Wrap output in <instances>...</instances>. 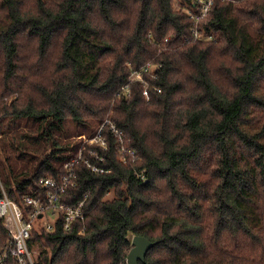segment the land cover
I'll use <instances>...</instances> for the list:
<instances>
[{"label":"trees","instance_id":"1","mask_svg":"<svg viewBox=\"0 0 264 264\" xmlns=\"http://www.w3.org/2000/svg\"><path fill=\"white\" fill-rule=\"evenodd\" d=\"M193 4L0 0V196L44 194L105 119L137 154L104 125L107 171L79 161L62 197L84 222L33 227L35 264H126L133 235L139 264H264V0H214L198 38Z\"/></svg>","mask_w":264,"mask_h":264},{"label":"built area","instance_id":"2","mask_svg":"<svg viewBox=\"0 0 264 264\" xmlns=\"http://www.w3.org/2000/svg\"><path fill=\"white\" fill-rule=\"evenodd\" d=\"M213 4L214 0H194L193 10H188L193 23L192 33L194 38L200 36L199 23L208 15ZM151 68L152 65L146 63L140 68L132 70L128 77L129 81L138 80L145 83L143 73L151 71ZM123 88L127 89V86L125 85ZM143 93L148 98L146 88H144ZM106 124L117 138L119 158L124 163L136 160V152L128 148L123 141L122 130L118 129L109 119H105L96 133L86 139L87 143L80 145L77 155L65 162L64 174L60 177L46 176L40 179L41 185L45 188L44 194H25L20 204L12 199L4 188H1L0 220L5 236L0 233V264H7L10 260L15 264H35V252L28 245V238L33 227L43 225L46 230H52L58 219H61L65 229H68L75 221L84 222L83 207L85 198L73 204H67L62 201V197L68 187L74 185V167L79 161L82 160L93 171H107L92 162L90 158L84 157L85 151L89 156H93L99 161L104 160V156L98 153L94 144H97L99 149L106 148L105 140L101 134ZM82 231L81 228L79 232Z\"/></svg>","mask_w":264,"mask_h":264},{"label":"water","instance_id":"3","mask_svg":"<svg viewBox=\"0 0 264 264\" xmlns=\"http://www.w3.org/2000/svg\"><path fill=\"white\" fill-rule=\"evenodd\" d=\"M153 244L154 242L142 235H133L131 248L126 256V264H139V261H144L147 251Z\"/></svg>","mask_w":264,"mask_h":264},{"label":"rangeland","instance_id":"4","mask_svg":"<svg viewBox=\"0 0 264 264\" xmlns=\"http://www.w3.org/2000/svg\"><path fill=\"white\" fill-rule=\"evenodd\" d=\"M81 135H85V134H81ZM86 136V135H85ZM80 136V135H78V136H76V139H80L81 140V144L83 143V144H86L87 142H86V139H88L89 137L88 136ZM95 145V144H94ZM35 252V251H34ZM35 255H36V252H35Z\"/></svg>","mask_w":264,"mask_h":264},{"label":"bare ground","instance_id":"5","mask_svg":"<svg viewBox=\"0 0 264 264\" xmlns=\"http://www.w3.org/2000/svg\"><path fill=\"white\" fill-rule=\"evenodd\" d=\"M153 70H155V69H153Z\"/></svg>","mask_w":264,"mask_h":264}]
</instances>
